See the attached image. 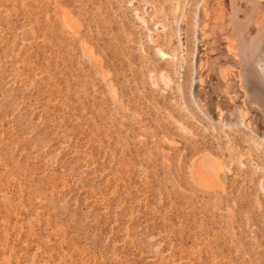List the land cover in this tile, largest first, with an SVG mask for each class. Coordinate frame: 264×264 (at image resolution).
Segmentation results:
<instances>
[{
  "label": "rangeland",
  "instance_id": "374dc122",
  "mask_svg": "<svg viewBox=\"0 0 264 264\" xmlns=\"http://www.w3.org/2000/svg\"><path fill=\"white\" fill-rule=\"evenodd\" d=\"M126 6L0 0V264H264L260 179L229 174L227 192L192 179L193 158L206 148L182 136L163 111L164 97L147 83L151 64L134 73L131 43L123 53L121 38L124 16L132 27ZM64 9L81 22V34L62 22ZM241 141L223 158L250 176Z\"/></svg>",
  "mask_w": 264,
  "mask_h": 264
},
{
  "label": "bare ground",
  "instance_id": "6f19581e",
  "mask_svg": "<svg viewBox=\"0 0 264 264\" xmlns=\"http://www.w3.org/2000/svg\"><path fill=\"white\" fill-rule=\"evenodd\" d=\"M124 2L125 4H128L126 7L132 13V18L130 20L132 27L127 24V16H124V19L121 21V38H123L122 43L124 45L123 53L127 52L126 48H128V44L131 43L130 47L132 50H130L131 53L128 58L131 62L130 64L133 65L134 73L135 70L138 69L137 66L139 64H141V66L145 64H151L148 65V80L146 79L150 87H147L151 88V91H154L155 94L159 93L156 95H163H161V97H164V105L162 109L168 114L170 119L173 121V125L176 126L182 136L188 138L187 140L194 141V143L197 144L196 146L199 148L200 146L204 147V149L206 148L205 150L196 153L197 155H195L193 158V165L191 163V165L194 166V171L191 175L192 179L198 185H201L207 189H218L219 192H225L227 185L226 180L229 174H233V176L235 175L234 177H249L250 179H253L252 177L254 176L260 179L259 186L258 184H256L257 186L254 184L256 188L259 187L260 189V192L258 190V195L260 193V195H264V0H124ZM64 6L66 7V5ZM83 9H85V7ZM60 11L61 10H59V12ZM58 14H60V16L62 15V22H64L72 34L73 32L76 34V32H78L77 30L82 26L78 18L75 17L73 13L71 14V12H68L67 9H64V11L62 10V12ZM117 24L119 25V23ZM136 28L139 29L140 34L143 35L142 39L141 37L139 39L137 38ZM109 29L111 30V28ZM81 33L78 32V34ZM108 34L110 35V33ZM137 48L140 52V57L135 54L138 51ZM83 49L87 57L93 62L96 61L95 63L98 64L102 63L101 59L95 57L93 48L87 45L86 42ZM109 71H103L102 76H104L105 79H110L108 77L111 76L112 72L110 73ZM128 83L129 82H127V84ZM111 86V96L116 98L118 96L116 89L113 85ZM145 88L146 86L144 89ZM135 95L137 96V94ZM108 97L110 98V96ZM150 97L149 100L151 99ZM156 101L157 100H155V102ZM142 103L143 102L141 101V104ZM156 103L159 107L161 102L159 100ZM125 105L122 104V107L124 110H127V106ZM143 106L144 105H142V107ZM146 110L147 108H145V111ZM145 114H142V116ZM130 120L131 118L129 117V121ZM120 122L121 121H119V123ZM121 127L123 128V126ZM136 130H138V128ZM164 134H166V132ZM176 136L177 138H180L178 137V133ZM239 136L245 144L243 146H245V149H247L250 154L246 160H242V164H245L242 166L245 168L247 167L248 170H250L249 168L253 169V174L255 175L250 174V176H248L246 174H242V170H240L238 167H234L235 169L230 168L231 163H235V160L230 161V159H228L229 161H226L227 159L225 160V157L223 158L226 150L230 151V157H233V151H238L234 144L237 140V137L239 138ZM125 138L127 137L125 136ZM150 139L151 138L148 140ZM207 142H209L211 145L210 149L207 145ZM126 152L124 154H126ZM241 152H243V150ZM253 154L260 155L259 162L253 158ZM161 159L159 160L158 158L159 161H161ZM171 161L173 162V159ZM181 165L183 167V164ZM235 184L237 185V183ZM258 204L261 206L262 202L258 200ZM250 253H252V251Z\"/></svg>",
  "mask_w": 264,
  "mask_h": 264
}]
</instances>
